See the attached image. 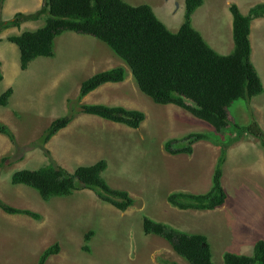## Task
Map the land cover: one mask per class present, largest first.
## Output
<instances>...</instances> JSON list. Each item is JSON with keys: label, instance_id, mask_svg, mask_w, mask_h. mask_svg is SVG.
<instances>
[{"label": "trees", "instance_id": "trees-1", "mask_svg": "<svg viewBox=\"0 0 264 264\" xmlns=\"http://www.w3.org/2000/svg\"><path fill=\"white\" fill-rule=\"evenodd\" d=\"M4 1L0 0V14ZM184 1L183 22L173 32L146 3L132 5L124 0H42L38 11L44 18V24L10 35L7 39L17 45L20 68L24 70L36 57L52 56L53 41L64 31L95 37L129 66L138 88L154 102L174 104L210 123L213 130L191 131L180 138H169L164 141L163 148L171 154H190L194 142L214 137L216 144L220 145V154L210 189L204 193L175 190L166 195V201L180 209H213L226 199L221 180L226 146L241 134L248 133L258 138L264 155V130L259 123L252 119L241 125L233 120L231 122L228 115V108L234 101L243 99L249 103L253 96L263 92L261 78L251 60L249 33L251 20L264 17V1L252 5L246 14L235 3L229 6L233 48L227 54L214 50L191 24V15L203 0ZM39 16L40 13L26 16L16 12L9 20H0V32L10 26H19L26 17L36 20ZM125 77L126 69L122 65L98 71L81 82L77 100L102 83L120 82ZM11 94V87L0 94L2 106L7 105ZM73 110L74 113L80 111L98 115L133 128H138L145 119L144 111L121 105L83 103L78 109L71 108L67 114L51 121L40 138L39 145L48 159L47 164L35 170H18L12 174L11 181L33 186L45 199L52 195H66L72 190L90 189L101 200L125 210L134 200L126 190L112 188L104 180L102 172L107 166L104 158L80 165L71 172L60 166L44 147L43 144L53 134L71 121ZM229 128L236 134L224 137ZM0 132L8 135L18 147L14 135L6 126L0 124ZM18 148L23 151L27 149ZM7 159L2 158V165ZM0 207L6 212L26 213L35 219L40 218L36 212L10 206L1 199ZM142 227L146 234H157L168 240L173 249L190 264H215L206 235L187 233L148 216L142 217ZM89 234L84 236L85 241ZM59 248L58 242L45 248L37 264H44L47 257L57 253ZM84 249L87 250V247L84 246ZM222 260L224 264H264V240L258 239L248 255L226 250L222 253Z\"/></svg>", "mask_w": 264, "mask_h": 264}, {"label": "rangeland", "instance_id": "rangeland-1", "mask_svg": "<svg viewBox=\"0 0 264 264\" xmlns=\"http://www.w3.org/2000/svg\"><path fill=\"white\" fill-rule=\"evenodd\" d=\"M126 1L132 5L142 3L150 5L156 16L173 32L183 22L184 0ZM41 2L42 0H5L1 8L0 20L7 21L16 12H21L26 16L40 13L41 16L36 20L43 21L44 18L41 12L38 11ZM217 2L219 6H225L224 0H217ZM256 2L260 1H255L249 6L256 4ZM214 3L215 0L213 2L204 0L197 14L199 19L205 20L214 29L213 32H208L205 29V34L209 37L206 40H209L208 42L219 53L227 54L233 47L232 35H230L232 17L228 6L223 8L224 12L223 9L215 8L217 10L213 12L217 13V15L205 16L203 11L208 13V8H213ZM197 14L195 15L194 12L192 15V18L195 20L194 24L198 22ZM260 19H254L252 22ZM38 21L30 18L27 19L26 17L19 26H10L5 29H9L8 31L11 33H20L23 29L34 28L36 26L35 22L37 23ZM260 21H264V19ZM69 34H72L74 40H80V42H68L64 48V52H57L55 45L56 38ZM251 36L254 46L252 61L254 62V57L256 56L255 67L264 87V22L261 24L256 23L253 26ZM97 43L98 40L92 36L80 35L70 31H64L56 36L53 41V55L49 57H37L28 64L26 69L22 70V72L27 70V74H29V71L34 72L33 74L36 76L35 86H37L39 93H34L28 76L27 81L25 80L23 83L19 81L18 89L15 87V82L19 76L12 78L11 84H14L12 87L13 93L8 98L7 106L0 105V123L6 119V108L12 107L14 109V130L20 134L19 141H21L23 134L29 135L33 133L34 129L32 130L28 126L29 123L37 121L36 117L45 118L52 115V113L58 112V110H60L57 113L58 115L67 114L71 108L78 109L80 104L87 103L83 100H77L81 82L91 75V72L83 66L82 61L86 59L88 52L91 54L92 50H96ZM107 48L109 47L107 46ZM106 59L108 63L116 65L118 61H122L116 54H114V58L106 57ZM36 62L39 63V68L34 67ZM39 74L40 76H38ZM3 87L4 85L0 86V93ZM26 93L27 96L25 95ZM144 99L145 102L150 101L147 97ZM123 100H127L130 102L127 104H131V99H121L120 101ZM163 105L167 108H161L165 110V114L162 113L160 117H158L160 113L155 116V112L158 110L153 109V105L145 107V112L150 117L156 119V121H153L151 118L143 120L146 123L141 130L124 125L114 126L113 124H111V127L105 126L102 128L100 126L102 122L91 120L93 122H90V128L93 127L92 135L88 134L87 137L91 142L78 143V147L76 144L68 145V147L61 142L58 145L57 151L60 158L63 153L69 154L72 152L82 157L89 164L100 158H106L108 166L102 174L105 181L113 188L130 191L134 197L133 204L125 211L117 210L110 204L98 199L94 194L87 197L85 192L81 193L78 190L71 192L67 196L53 197L56 201L52 204L55 211L62 208L65 210L78 199L86 202L87 207L80 204L79 208L83 211L79 215V218L71 216L59 221L63 225H65L67 219H72L75 222L71 227L73 234H69L70 240H68L69 242H65V244L78 245L76 242L79 240V246L81 245L80 255L83 257L86 255L85 258L88 260L85 261L86 264H156L164 255H168L169 257V253L167 254L166 250H170L171 247L164 238L155 234H143L142 225L140 224L141 217L147 213L158 212L160 214L162 211H165L166 207L164 204L166 203V195L169 192L186 189V191L193 193H204L207 189L204 178L209 179L210 176L212 178L214 170L212 173H210V170L214 163H212V158H209L204 164L201 155L207 152L205 151L206 147L200 144L201 142H194L191 154H171L164 150L163 143L169 138H180L179 135L187 132L208 131L212 129L211 125L207 124V126L198 127V122L202 120H199L196 116L174 104ZM63 108L67 110L66 113L61 110ZM135 108L142 107L137 106ZM228 115L231 122L233 120V122L241 125L255 119L264 130V91L253 97L250 103H246L243 99L234 101L228 108ZM226 131L227 133L224 134V137L236 134L230 128ZM107 132H111L112 136H105ZM241 135V137L249 140L246 141L243 138H239L243 139V143L241 144V148L243 149L240 152L236 151V159L233 160L232 158L227 163L224 162L222 166L228 179L227 185L231 187L234 182L246 181L252 183V185H257L258 189L239 185L238 189H245L246 198L242 202L236 203L237 207L235 209L228 208V204L225 202L217 207L221 215L219 217L214 216V220L212 221L214 224L207 223L205 229L209 235L213 232L214 235L218 234L215 238V245L212 244L214 247L213 251L215 252H218L215 247L221 246L226 249L228 240L232 238V235L235 238L239 237L238 239L244 242L247 241V237L256 242L258 240L257 236H259L258 233L264 235V204H261L264 203L263 149L258 138L246 133ZM239 139L237 143L233 141L229 145L234 146L237 144L240 146ZM214 141V137H210L204 143H213ZM38 142L40 140L37 138L27 139V148L36 146ZM86 145L88 150L85 149ZM218 146L220 147V145ZM228 147L226 146V152ZM53 148L55 149V147ZM30 154L39 163L43 160L40 147L34 148L30 151ZM218 155L219 153L216 156L217 159ZM209 164L210 166H208ZM12 168L13 166L9 165L4 169L12 170ZM213 168H215V165ZM192 174L196 175L201 180V183H198L199 180H194L195 177ZM223 186L225 187V185ZM242 194L240 195L241 197H243ZM251 194L259 195L252 198ZM248 199H252L259 205L253 207V209H257L256 213L258 216L253 209L250 208L247 214L246 208H242L243 204L248 202ZM169 206L171 207L172 205ZM37 212L43 217L42 213ZM43 213L45 216H48L46 209H43ZM237 214L240 215L237 216ZM186 217L189 218V213L186 214ZM244 218L247 219L240 223L239 221ZM86 219L88 221H83ZM89 232H92V234H89ZM86 234H89L88 241L84 239V235ZM75 235L79 236L78 240ZM163 241L167 244H164L165 242ZM83 246H87L88 252L92 255L83 252ZM181 259L185 264H188L182 257ZM37 260L38 258L35 257L31 264H37ZM215 263L218 264L216 261ZM49 264H59L57 257Z\"/></svg>", "mask_w": 264, "mask_h": 264}, {"label": "crops", "instance_id": "crops-1", "mask_svg": "<svg viewBox=\"0 0 264 264\" xmlns=\"http://www.w3.org/2000/svg\"><path fill=\"white\" fill-rule=\"evenodd\" d=\"M209 1L213 2V0H209ZM255 1L263 2L264 0H224L225 6H219L217 0H215V3L213 4L214 7L208 8V13H206V11H203V12L205 16L217 15V13L213 12L214 10H217L215 8L223 9V8H226L227 6L229 7L231 3H235L237 4L239 10L242 13H244L246 10L249 9L250 7L249 5ZM200 7L201 6H199L193 11V13L195 12V15L199 11L198 9ZM223 12H224V9H223ZM197 19H198V22L194 24L195 20L191 17L193 27L199 30L205 38L209 39V37L206 36L205 34V29L208 32H213L214 29L211 28V26H209L208 22H206L205 20L199 19L198 14H197ZM262 19L264 18H261L260 20ZM260 20L251 22L250 24L251 25V31H250L251 60H253V49H254V46L252 43V36H251L252 31H253V26L256 23L261 24L262 22H264ZM41 24L42 23L36 25L32 29L37 28ZM8 30L9 29H4L0 33V34L3 33L2 35H0V71L2 74V79L0 80V86L4 85V87L1 89V93L8 87L12 88L14 86V84H11V79L17 76H19V78L15 82V87L17 89H18V85L20 84L19 81H22V83L25 80L27 81V76H28L31 82V85L33 87L34 93L35 92L39 93L37 90V86H35L36 76L33 74L34 72H30L29 70H28L29 74H27V70L25 72H22L23 69L20 68V64H19V54H18L19 49L15 43H12L7 39L8 36L20 34L22 31L20 33H11ZM24 30L25 29H23V31ZM60 37L61 38L59 37L56 38V41H55L57 52H61V51L64 52V48L66 47L68 42H71V41H74V43L80 42V40H76V39L74 40L72 38V34H69L67 36L62 35ZM213 45L215 46V44ZM105 46L106 45H104V43L98 40V43L96 45V50L95 51L92 50L91 54H89L88 52L86 59H83L82 61L83 66H85V68L91 72V75L94 74L95 72H98L100 70H104V69H107V68H110L116 65V64L108 63L106 57L114 58V54L112 51H110L109 48H107V46L106 47ZM39 57H49V56H39ZM255 57H254V62L252 61L254 65H256ZM117 63L118 65H120L119 64L120 61H118ZM34 67L39 68V63L36 62L34 64ZM38 76H40V74ZM12 93H13V89H12ZM25 95L27 96V93ZM145 97L149 98L150 101L148 100V102H145V99H144ZM121 99H131V104H127V103H130L127 100L120 101ZM81 100L87 103H105L109 105H121L125 108H133V109H140V110L142 109L144 112H145V107H150V105H153L152 106L153 109L158 110L157 112H155V116L156 114L160 113L158 117L162 116V113L165 114V110H162L161 108H167L163 104H158L153 101L151 102V98L145 95L138 88L133 78V75L130 73L129 70L126 71V77L123 81L102 83L99 86H97L95 89L91 90L89 93L84 95L81 98ZM137 106L142 107V108H135ZM61 110L64 111V113H66L67 111L64 108ZM13 111L14 109L12 107L6 108V119L2 120V123L0 124L7 126L9 129L11 128L13 132L15 133L16 137L20 138V134L16 133L14 130ZM59 111L60 110H58V112L52 113V115L46 116L45 118L36 117L37 121L33 123H29V126H28L32 130L34 129L33 133L29 135L23 134L22 135L23 139L20 141V143H26L27 138L40 135L49 126L51 121H53L55 118L65 115V114L58 115L57 113H59ZM160 111H163V112H160ZM145 116H146L145 119L151 118L153 121H156V119L150 117V115L146 112H145ZM91 120H99L100 122H102L100 123V126L102 128L105 126L111 127V124H113L114 126L124 125L118 122H112L98 115L88 114V113L78 111L77 113L73 115L71 121L64 128H62L59 132H56L44 144V146L48 148L50 152L52 153L53 158L60 165H62L64 168H66L69 171H73L78 165H88L89 163H86L82 157H80L79 155L73 154V152L69 154L63 153L60 158L58 151H57L58 145L61 142L63 144H66L67 146L76 144V146L78 147L77 145L78 143L80 144L84 142H91L90 139H87L88 134L92 135L93 127L90 128V125L93 122ZM142 123L140 127L137 129L141 130V128L143 127V125H145L146 122L145 123L142 122ZM153 124L156 125L155 123ZM203 125L207 126V123H205L203 120L198 122V127H201ZM95 134H96V128H95ZM109 135H111V132H107L105 136L108 137ZM241 138L245 139L244 137H241ZM243 139H239L238 141L240 142V146L236 144L234 146L230 145L228 147L227 152L225 154L226 156L225 161H224L225 163L230 161L232 158L233 160L236 159V151L240 152L243 149L241 148ZM245 140L248 141L249 139H245ZM197 142L198 143L201 142L200 144H203L204 147H206L205 151L207 152L202 153L201 155L202 159L204 160V164L209 158H212V163H214L212 164L211 170H210V173H212V171L215 169L213 168V166L214 165L216 166V163H217L216 156L220 151L219 146L218 144H216V142L204 143L205 142L204 139L199 140ZM53 147H55V149ZM12 148L13 146L9 138L5 134L0 132V156L9 153L12 150ZM85 149L88 150L87 145ZM45 162H46L45 158L43 157V160L39 163L34 157H31V154L29 151L28 154L27 153L25 154L22 160L17 161L12 166L15 169L36 168V167L42 166ZM208 166H210V164ZM224 170L225 169L223 167L222 183L225 185L224 188L227 194L225 203L228 204V208L235 209L237 207L236 203L242 202L243 199L246 198L245 189L244 188L238 189L237 187L239 185H243V186L246 185V186H250L253 189H258V186L252 185V183L246 182V181H237V182H234L231 187H229L227 185L228 179L226 178ZM192 175L195 177L194 180H199L196 177V175L194 174ZM10 179H11V171L4 170L0 173V198L6 201L7 203L11 204V206L13 207L21 208V209H30L36 212L39 211L40 213L43 214V217H41L39 220H36L28 216L27 214L6 213L0 209V264H31V262L34 260L35 257L38 258L41 252L45 248H47L48 246H50L51 244L55 242H58L59 244V247H60L59 251L55 254L49 255L44 264H49L56 257H57V260L59 261V264H86L85 261H88L85 258L86 255L84 257L80 255L81 245L79 246L80 241L78 240V237H79L78 235H75V237L78 240V242H76L78 245L65 244V242H69L68 240H70L69 234H73V230L71 229V227L73 223L75 222L72 219H67L65 221V225L59 223L60 220L71 217V216L79 218L80 217L79 215L83 211V210H80L79 208L80 204H83V206H86V202L82 199H78L74 203L70 204L65 210L64 208H62V209H57V211H55L53 210L54 207H52V204L56 202L53 199V197L47 200H44L41 198L39 193H37L31 187L24 185V184H12L10 182ZM204 182L206 183V188H207L205 191H207L212 184L211 176L209 179L204 178ZM198 183H201V180H199ZM79 192L81 193L85 192V195L87 197H90L93 194L91 193L90 190H86V189L79 190ZM128 193L132 196V193L130 191H128ZM241 194L243 197L240 196ZM85 195L83 196L85 197ZM251 195L253 198L254 196H257L259 194H251ZM261 204H264V203H261ZM243 205L244 206H242V208H246L247 214L249 213L250 208L253 209L254 206H259L252 199L251 200L248 199V202ZM164 206L166 207L165 211H162L160 214H158V212L148 213V216L153 219L162 221V222H167L171 226L181 231H185L187 233H201L203 235H206L207 239L209 240L210 246H211V253H212L213 261L215 260L218 264H224L222 261V253L226 250H229L235 253H242V254L251 253V250H252V247L255 241L251 239L250 237H247L246 238L247 241L244 242L243 240L238 239L239 237L235 238L233 235H232V238L228 240V245L226 249L219 246V247H215V249L218 250V252L213 251L214 247L212 246V244L215 245V238L218 234L214 235V232H213L211 235H209L205 231V229H206L207 223H211L212 225L214 224L212 222L214 220L213 219L214 216L219 217L221 215V212L220 210L217 209V207L216 209L214 208V209L201 210V209H192V208L178 209L173 206L170 207L167 203H165ZM43 209H46L48 211V216H45V214L43 213ZM49 209H50V215H49ZM253 210L256 213L257 209H253ZM187 213H189V218L186 217ZM196 213L198 214L196 215ZM240 214H237V216ZM162 216L164 217L162 218ZM246 219L247 218L241 219L239 222L242 223ZM83 221H88V219L83 220ZM41 230L43 231L41 232ZM258 235H259L257 236L258 239L264 240L263 234L258 233ZM49 238L51 239L49 240ZM63 239L65 240L64 242H63ZM86 254L92 255L90 252H87ZM173 259H175L178 262V264H183L182 260L179 257H173ZM156 264H160V263L158 262Z\"/></svg>", "mask_w": 264, "mask_h": 264}, {"label": "clouds", "instance_id": "clouds-1", "mask_svg": "<svg viewBox=\"0 0 264 264\" xmlns=\"http://www.w3.org/2000/svg\"><path fill=\"white\" fill-rule=\"evenodd\" d=\"M124 1H126V0H124ZM204 1V0H203ZM127 2V1H126ZM127 3H129V2H127ZM203 3V2H202ZM232 4V3H231ZM230 4V5H231ZM229 5V6H230ZM237 5V4H236ZM184 6H185V1H184ZM201 6V5H200ZM199 7V6H198ZM197 7V8H198ZM251 7V6H250ZM249 7V8H250ZM229 8V7H228ZM230 11V10H229ZM247 12H248V10H247ZM246 12V13H247ZM231 13V12H230ZM246 13H244V14H246ZM193 14V13H192ZM231 16H232V14H231ZM191 17H192V15H191ZM258 18H264V17H258ZM255 19H257V18H255ZM254 20V19H253ZM253 20H251V22L253 21ZM35 21V20H34ZM38 21V20H37ZM40 23H42L40 26H42L43 24H44V19H43V21H38L37 23H36V25H38V24H40ZM191 24H192V21H191ZM251 24V23H250ZM40 26H38V27H40ZM193 26V25H192ZM37 27V28H38ZM195 28V27H194ZM36 29V28H35ZM196 29V28H195ZM3 31V30H2ZM1 31V32H2ZM25 31V30H24ZM199 31V30H198ZM250 31H251V25H250ZM0 32V33H1ZM200 32V31H199ZM200 34H201V32H200ZM202 35V34H201ZM231 35H232V29H231ZM203 36V35H202ZM93 38H95V37H93ZM203 38L205 39V41L211 46V44L206 40V38L203 36ZM97 39V38H96ZM249 39H250V33H249ZM99 40V39H98ZM101 41V40H100ZM233 41V40H232ZM102 42V41H101ZM102 43H104V42H102ZM250 44H251V40H250ZM104 45H106L105 43H104ZM107 46V45H106ZM212 47V46H211ZM213 48V47H212ZM233 48V47H232ZM110 49V48H109ZM214 49V48H213ZM215 50V49H214ZM110 51H112L111 49H110ZM113 52V51H112ZM218 52V51H217ZM229 53V52H228ZM113 54H115L114 52H113ZM222 54V53H221ZM39 57V56H38ZM120 58V57H119ZM121 59V58H120ZM34 60V59H33ZM122 60V59H121ZM122 63V64H121ZM120 65H122L123 67H125V69H126V71L127 70H129L130 71V73L132 74V71H131V69L129 68V66L122 60V61H120V63H119ZM120 65H114V66H120ZM113 66V67H114ZM111 68V67H110ZM108 69V68H107ZM101 71V70H100ZM96 73V72H95ZM133 75V74H132ZM260 76V75H259ZM261 78V77H260ZM123 81V80H122ZM262 81V80H261ZM121 82V81H120ZM263 84V83H262ZM95 89V88H94ZM263 91H264V87H263ZM89 93V92H88ZM261 94V93H260ZM259 95V94H258ZM149 97V96H148ZM253 97H255V96H253ZM252 97V98H253ZM251 98V99H252ZM251 99H250V101H251ZM152 100V99H151ZM153 101V100H152ZM250 101H249V103H250ZM154 102V101H153ZM8 103V102H7ZM156 103V102H155ZM158 104H161V103H158ZM1 105V104H0ZM6 106V105H5ZM140 110V109H139ZM185 110V109H184ZM143 111V110H142ZM187 111V110H186ZM187 112H189V111H187ZM145 113V112H144ZM190 113V112H189ZM190 114H192V113H190ZM193 115V114H192ZM146 117V116H145ZM198 118V117H197ZM200 119V118H199ZM145 120V119H144ZM202 120V119H201ZM204 121V120H203ZM143 122V121H142ZM141 122V123H142ZM205 123H207V124H209V125H211L210 123H208L207 121H204ZM258 122V121H257ZM121 124H123V123H121ZM2 125V124H1ZM125 125V124H124ZM141 125V124H140ZM140 125H139V127H140ZM260 125V124H259ZM3 126H5V125H3ZM125 126H127V125H125ZM7 127V126H6ZM129 127V126H128ZM138 127V128H139ZM211 127H212V129H210V130H213V126L211 125ZM8 128V127H7ZM64 128V127H63ZM130 128H133V127H130ZM262 128V127H261ZM9 129V128H8ZM47 129V128H46ZM45 129V130H46ZM62 129V128H61ZM134 129H137V128H134ZM11 132H12V134L14 135V138H15V142H16V144H17V146L18 147H26L27 148V142L26 143H20V141H19V138H17L16 137V135H15V133L13 132V130L10 128L9 129ZM44 130V131H45ZM60 130V129H59ZM58 130V131H59ZM44 131L40 134V135H36V136H33V137H29V138H27V139H31V138H33V139H35V138H37L38 140H40V138H41V136L43 135V133H44ZM57 131V132H58ZM2 133V132H1ZM3 134H5V133H3ZM186 134V133H185ZM246 134H248V133H246ZM6 135V134H5ZM54 135V134H53ZM52 135V136H53ZM184 135V134H183ZM251 135V134H250ZM8 138H9V136L8 135H6ZM182 136V135H181ZM180 136V137H181ZM242 136V135H241ZM241 136L239 137V138H241ZM253 136V135H252ZM255 137V136H254ZM179 138V137H178ZM239 138H237L236 140H234V141H237ZM9 140L11 141V139L9 138ZM203 140V139H202ZM29 141V140H28ZM48 141V140H47ZM46 141V142H47ZM45 142V143H46ZM233 142V141H232ZM231 142V143H232ZM39 143L40 142H38V144L36 145V146H34V147H31V148H27L26 150H21L20 148H18V147H16L15 145H14V143L11 141V144H12V146H13V148H12V150L9 152V153H7V154H5V155H2V156H0V173L2 172V171H4L5 169V167L6 166H9V165H13L14 163H16L17 161H20V160H22L23 159V157L25 156V154L27 153L28 154V152L29 151H32L34 148H36L37 149V147H40L41 148V146L39 145ZM44 143V144H45ZM230 143V144H231ZM43 144V145H44ZM228 146H230L229 144H228ZM227 146V147H228ZM45 147V146H44ZM48 149V148H47ZM49 150V149H48ZM219 150H220V147H219ZM41 151H42V154H43V157L45 158V163L42 165V166H44V165H46L47 164V162H48V159H47V157H46V155L44 154V151H43V149L41 148ZM50 151V150H49ZM219 153H220V151H219ZM50 154H51V156H52V153L50 152ZM186 154V153H185ZM191 154V153H190ZM3 157H7L8 159H7V161L2 165V163H1V160H2V158ZM53 157V156H52ZM226 157V156H225ZM105 160H106V158H104ZM107 161V160H106ZM57 162V161H56ZM95 162V161H94ZM93 162V163H94ZM58 163V162H57ZM59 164V163H58ZM60 165V164H59ZM42 166H39V167H36V168H19V169H15V168H12V170H9V171H11V176H12V174L14 173V172H16V171H18V170H22V169H30V170H35V169H39L40 167H42ZM60 166H62V165H60ZM78 166H80V165H78ZM77 166V167H78ZM63 167V166H62ZM107 167V166H106ZM3 169V170H2ZM66 169V168H65ZM106 169V168H105ZM67 170V169H66ZM215 170V169H214ZM69 171V170H68ZM74 171V170H73ZM73 171H71V172H73ZM104 172V171H103ZM103 172H102V174H103ZM214 173V172H213ZM212 176H213V174H212ZM102 177H103V175H102ZM105 180V179H104ZM221 180H222V178H221ZM10 182L12 183V184H24V185H27V186H29V187H31V188H33L37 193H39V191L36 189V188H34L33 186H31V185H28L27 183H13L12 181H11V179H10ZM108 184V183H107ZM223 184V183H222ZM109 185V184H108ZM212 185V184H211ZM224 185V184H223ZM110 186V185H109ZM112 187V186H111ZM211 187V186H210ZM224 187V186H223ZM113 188V187H112ZM83 189H86V188H82V189H78V191L79 190H83ZM116 189V188H115ZM210 189V188H209ZM208 189V190H209ZM225 189V188H224ZM86 190H90V189H86ZM122 190H124V189H122ZM207 190V191H208ZM73 191H77V190H72L71 192H73ZM91 191V193H93L98 199H100L92 190H90ZM175 191V190H174ZM184 191H186V190H184ZM70 192V193H71ZM128 192V191H127ZM189 192V191H188ZM206 192V191H205ZM226 192V191H225ZM69 193V194H70ZM39 195H40V193H39ZM68 194H66V195H63V196H67ZM130 195V194H129ZM41 196V195H40ZM54 196H61V195H52V196H50L49 198H51V197H54ZM63 196H61V197H63ZM131 196V195H130ZM132 198H133V200H134V197L133 196H131ZM226 197H227V194H226ZM41 198L42 199H44V200H47V199H49V198H47V199H45V198H43L42 196H41ZM1 199V198H0ZM2 200V199H1ZM101 200V199H100ZM226 200V199H225ZM2 201H4V200H2ZM101 201H103V200H101ZM6 204H8V205H10L11 206V204H9V203H7L6 201H4ZM103 202H105V201H103ZM105 203H108V202H105ZM166 203L168 204V205H170L167 201H166ZM108 204H110V203H108ZM111 206H113L112 204H110ZM132 205V204H131ZM130 205V206H131ZM129 206V207H130ZM173 206V205H172ZM114 208H116L115 206H113ZM175 207V206H174ZM177 208V207H176ZM216 208V207H215ZM0 209L1 210H3L1 207H0ZM21 209V208H20ZM117 209V208H116ZM127 209V208H126ZM125 209V210H126ZM178 209H180V208H178ZM187 209V208H186ZM193 209V208H192ZM214 209V208H213ZM27 210H30V209H27ZM117 210H119V209H117ZM125 210H119V211H125ZM4 212H6L5 210H3ZM30 211H32V210H30ZM33 212H36V211H33ZM6 213H10V212H6ZM36 213H38V212H36ZM23 214H26V213H23ZM39 214V213H38ZM28 215V214H27ZM40 215V214H39ZM28 216H30V215H28ZM143 216H148V213L147 214H144ZM142 216V217H143ZM31 217V216H30ZM142 217H141V222H140V224L142 225ZM149 217V216H148ZM33 218V217H32ZM40 218H41V216H40ZM39 218V219H40ZM151 218V217H150ZM35 219V218H34ZM39 219H36V220H39ZM153 219V218H152ZM153 220H156V219H153ZM156 221H158V222H162V221H159V220H156ZM166 223V222H165ZM170 225V224H169ZM142 230H143V227H142ZM143 234L144 235H151L152 233H150V234H146L145 232H144V230H143ZM155 235H157V234H155ZM85 236V235H84ZM158 236H160V235H158ZM160 237H162V236H160ZM162 238H164V237H162ZM165 239V238H164ZM89 240V239H88ZM87 240V241H88ZM166 240V239H165ZM263 240V239H262ZM167 242H168V244L170 245V250H168L167 249V247L165 246V245H163V246H165V248L167 249L166 250V252H167V254L169 253V257H168V255H164L163 256V258L161 257L160 259H159V263L160 264H178V262L175 260V259H173V257H179L180 259H181V257L188 263V264H190V262L185 258V257H183L182 255H180L177 251H175L174 249H173V247H172V245L169 243V241L168 240H166ZM209 241V240H208ZM163 242H165V241H163ZM164 244H167L166 242L164 243ZM87 247V246H86ZM252 249H253V247H252ZM82 250L83 251H85V252H88L89 250H88V247H87V250L86 249H84V246L82 247ZM163 250H164V247H163ZM177 254H175L173 251ZM169 251V252H168ZM251 253H252V250H251ZM250 253V254H251ZM248 255V254H247ZM39 258V257H38ZM182 260V259H181ZM212 260H213V258H212ZM46 261V260H45ZM223 261V260H222ZM37 262H38V260H37ZM183 262V261H182ZM45 263V262H44ZM215 263V262H214ZM183 264H185L184 262H183Z\"/></svg>", "mask_w": 264, "mask_h": 264}]
</instances>
